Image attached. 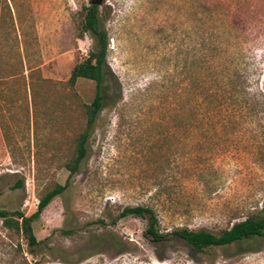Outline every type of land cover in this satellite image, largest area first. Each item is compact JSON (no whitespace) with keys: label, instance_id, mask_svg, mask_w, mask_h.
<instances>
[{"label":"rangeland","instance_id":"obj_1","mask_svg":"<svg viewBox=\"0 0 264 264\" xmlns=\"http://www.w3.org/2000/svg\"><path fill=\"white\" fill-rule=\"evenodd\" d=\"M16 1L22 22L0 38V206L30 215L67 187L34 221V253L0 220V264H264V236L198 251L173 234L221 233L264 207V0H31L33 19ZM92 2L107 97L70 175L97 90L69 83L98 49L82 29ZM136 205L168 240L120 217Z\"/></svg>","mask_w":264,"mask_h":264},{"label":"trees","instance_id":"obj_2","mask_svg":"<svg viewBox=\"0 0 264 264\" xmlns=\"http://www.w3.org/2000/svg\"><path fill=\"white\" fill-rule=\"evenodd\" d=\"M25 3L29 10V19H33L31 0H26ZM18 5L16 0H0V38L3 36L11 37L16 32V20L17 22L18 19L19 22L21 21ZM85 11L82 29L93 33L98 49L97 51H91L84 60L74 66L69 83L74 86L79 78L93 79L96 82L97 90L93 101L86 105L87 128L78 136L75 155L67 163L70 175L78 172L82 161L87 155V142L90 130L95 123L98 113L102 110L107 97L104 83L110 69L107 64L108 35L106 30L101 27L99 4L92 2L90 5L85 6ZM32 26H35L34 23ZM13 37L15 38V36ZM16 42L14 44L19 46L20 40L18 37H16ZM15 75V73H10L7 77ZM16 185L20 187L23 185V182L19 181ZM66 187L67 184H57L53 189L49 190L41 197L37 210L30 215H27L22 210H10L0 206V220L3 227L23 237L31 247L30 251L34 253V246L38 245L40 241L34 232L33 223L40 217L42 211L52 199L62 193ZM128 215L142 217L147 220L145 233L152 241L162 242L169 239V234L160 230L159 217L153 207L145 205L128 206L122 210L120 217ZM62 232L70 234L71 230L62 229ZM173 234L186 241L198 251H204L214 246L250 242L257 237L264 236V207L258 213L248 215L246 218L234 222L231 227L223 230L221 233H215L207 229L192 230L181 228L175 230ZM17 248L22 250V243L19 242Z\"/></svg>","mask_w":264,"mask_h":264}]
</instances>
